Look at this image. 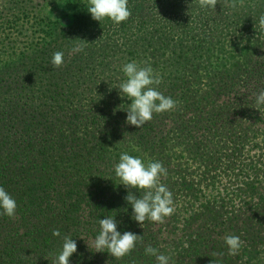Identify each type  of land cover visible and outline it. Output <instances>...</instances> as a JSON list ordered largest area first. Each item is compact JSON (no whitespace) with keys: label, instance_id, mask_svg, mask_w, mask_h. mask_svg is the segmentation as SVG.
Returning a JSON list of instances; mask_svg holds the SVG:
<instances>
[{"label":"rangeland","instance_id":"374dc122","mask_svg":"<svg viewBox=\"0 0 264 264\" xmlns=\"http://www.w3.org/2000/svg\"><path fill=\"white\" fill-rule=\"evenodd\" d=\"M87 7L88 0H0V159L33 158V150H11L38 139L47 159H98V136L110 129H117L111 153L117 146L116 153L145 163L193 159L183 175L196 183L205 174L199 190L210 199L205 212L195 207L198 216L186 212L181 219L146 220L141 226L125 200L130 191L137 197L138 190L124 186L123 209L131 213L125 214L131 218H125V229L143 237L131 253L152 257L145 248L164 254L170 244L179 255L173 256L174 264H264V105L257 107L253 98L264 89V71L259 74L264 66V28L259 25L264 0H217L207 8L200 0H129L132 15L120 24L94 20ZM77 39L88 44L69 58L72 48L84 43ZM57 51L65 54L59 68L51 63ZM131 61L150 65L162 79L159 90L179 102L175 110L154 114L142 128L127 123L131 100L118 89L126 80L122 66ZM238 92L244 96L236 98ZM248 94L252 100L247 101ZM13 108L45 120L32 124L24 139L26 127L13 129L7 122ZM79 111L86 113H80L77 128L70 118ZM105 116L117 127L99 125ZM247 116H257L260 123L249 125ZM147 126L158 137L157 149H148L141 135ZM249 126L257 128L255 136L230 139L231 130ZM204 158L213 159L214 166L198 170ZM180 195L173 193L174 202ZM89 228L99 231L100 225ZM228 234L244 241L234 256L224 241ZM88 244L82 249L93 252ZM103 253L107 262L114 258L106 249Z\"/></svg>","mask_w":264,"mask_h":264},{"label":"trees","instance_id":"16d2710c","mask_svg":"<svg viewBox=\"0 0 264 264\" xmlns=\"http://www.w3.org/2000/svg\"><path fill=\"white\" fill-rule=\"evenodd\" d=\"M68 57L74 58L69 54ZM262 68L260 76H262L264 66ZM225 96H232V92ZM243 96V93L235 94L238 99ZM245 98L248 99L247 101L252 100L249 94ZM80 113L84 114L86 111H79L73 120L70 118L71 124L77 128H80L82 122ZM9 115L11 116L7 122L12 124L13 129H18L17 124L23 125V128L26 127L22 129L24 139L32 132L33 125L40 126L45 120L40 119L39 114L27 117L14 108ZM122 116L120 115V118ZM247 118L251 122L249 125L253 122L260 123L257 116H247ZM110 120L106 116L102 117L99 125L104 127L107 124L106 126L111 128L117 127L112 122L109 125ZM116 130L110 129L106 135L98 136L99 145L96 146L100 151L98 159H47L41 154V150L45 154L41 139L30 143L23 141L25 145L17 144L16 150H11V152L19 149H24V152L33 150L35 152L33 158L0 159V186L5 188L18 205L15 217L10 218L0 214V264H52L62 248V237L65 235L81 244L71 257L72 264H157L153 256L135 257L133 253L121 259L112 258L110 262H107L108 260L103 257L107 254L82 249L87 247L86 243L91 242L100 231L96 228L91 231L89 226L93 223L94 226H98L99 220L104 219L106 215L116 216L117 230L121 234L127 231L125 229L126 219L131 220L125 216L131 213H125L123 209L124 185L115 174V165L119 163L121 155L116 153L119 147L115 146L112 153L109 150L110 139ZM256 131L257 128L251 126L243 131L231 130L230 139L233 136L240 141L249 134L255 136ZM77 132L76 129L74 133ZM141 135L145 142L147 139L148 149L159 147L158 137L152 126L144 127ZM224 139L226 140V137ZM220 140L222 138L216 141ZM247 140H251V137H247ZM200 149L195 153L197 154ZM91 150L86 151L90 154ZM78 156L87 157L81 153L74 154V157ZM208 159L204 158L202 162H199L198 170L205 165L207 170L214 166L213 159L210 161ZM192 161L193 159L186 161L177 159L171 163H163L167 169V176L162 177L161 182L171 189L179 186L171 192L181 193V200L175 198V212L171 215L172 218L181 219L186 212H193V216H198L199 211L195 210V207L202 206L201 211L203 212L208 208L210 199L207 195H201L199 190V187L204 184L201 180H205L203 177L206 175L204 174L200 181L201 174L197 176L196 183L189 181L183 175L185 169H190L188 162ZM177 163L181 165H175ZM174 167L178 168V173H175ZM140 194L143 193L138 190L137 198ZM53 230H58L61 236L54 237ZM175 252L172 245L168 244L165 247L163 255L170 257L169 264L175 263L173 256H179Z\"/></svg>","mask_w":264,"mask_h":264},{"label":"clouds","instance_id":"9594fccd","mask_svg":"<svg viewBox=\"0 0 264 264\" xmlns=\"http://www.w3.org/2000/svg\"><path fill=\"white\" fill-rule=\"evenodd\" d=\"M129 0H88L87 11L96 21L105 18L111 19L114 23L120 24L127 21L132 13L128 7ZM217 0H200L201 7H215ZM235 7V4L232 5ZM259 25L264 28V15L259 18ZM80 40V39H77ZM83 41V40H80ZM84 43L76 44L69 55L84 51ZM65 54L57 51L52 57V66L59 68L64 64ZM122 71L126 80L122 82L118 89L122 97L131 100L127 110V123L137 128L153 119L154 114H160L175 110L178 101L170 96H165L159 90L162 84L160 75L154 72L150 65L141 66L136 61H131L122 66ZM256 106L264 105V89L254 94ZM115 174L121 180V184L129 189H136L140 194L137 198L131 191L125 200L133 209L132 219L141 226L146 220L163 223L165 218L170 217L175 212L173 193L161 182L162 177L167 176V169L162 162L149 161L145 163L141 158L134 157L127 153H122L119 163L115 165ZM16 200L0 186V210L10 218L15 217L17 211ZM116 216L106 215L99 220L100 231L92 240L91 247L95 252H107L115 259H121L129 255L138 243H143V237L133 232L125 231L121 234L118 230ZM54 237H60L58 230H53ZM82 239V238H81ZM62 250L52 261V264H69L70 258L77 252L76 240L70 236L62 237ZM228 246V254L236 255L244 244L239 236L228 234L224 237ZM88 244V243H87ZM89 246V244H88ZM147 255L154 256L157 264H169L170 257L160 254L152 246L145 248Z\"/></svg>","mask_w":264,"mask_h":264}]
</instances>
